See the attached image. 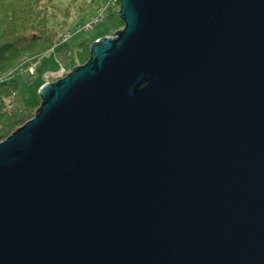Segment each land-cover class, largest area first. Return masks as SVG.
<instances>
[{
    "label": "water",
    "instance_id": "95a60500",
    "mask_svg": "<svg viewBox=\"0 0 264 264\" xmlns=\"http://www.w3.org/2000/svg\"><path fill=\"white\" fill-rule=\"evenodd\" d=\"M117 17L0 141V264H264V0Z\"/></svg>",
    "mask_w": 264,
    "mask_h": 264
},
{
    "label": "trees",
    "instance_id": "16d2710c",
    "mask_svg": "<svg viewBox=\"0 0 264 264\" xmlns=\"http://www.w3.org/2000/svg\"><path fill=\"white\" fill-rule=\"evenodd\" d=\"M60 2L61 0H0V141L31 119L40 105L38 96L29 103L27 109L14 110L10 107L18 90L19 73L33 64L37 67L40 58L51 51L66 33L57 21L62 9L58 5ZM115 8L118 11L119 4ZM118 24L123 27L121 21ZM89 53L90 46L80 44L74 56L68 57L65 62L67 68H64L69 71L84 64ZM42 85L39 84V88ZM12 95L13 99L8 104L7 100Z\"/></svg>",
    "mask_w": 264,
    "mask_h": 264
},
{
    "label": "rangeland",
    "instance_id": "374dc122",
    "mask_svg": "<svg viewBox=\"0 0 264 264\" xmlns=\"http://www.w3.org/2000/svg\"><path fill=\"white\" fill-rule=\"evenodd\" d=\"M107 2L108 0H61L58 5L62 9L57 21L63 26V32H69L70 37L68 41L57 43L40 58L34 76L30 77L26 71L19 73L18 90L10 105L12 109H27L29 103L39 96V84L55 83L58 79L53 75L61 66L67 68L65 62L69 56H74L80 44L91 46L99 39L113 37V34L123 28L118 24L120 20L115 7L103 11ZM96 21L90 29L83 28Z\"/></svg>",
    "mask_w": 264,
    "mask_h": 264
},
{
    "label": "built area",
    "instance_id": "2783aa9c",
    "mask_svg": "<svg viewBox=\"0 0 264 264\" xmlns=\"http://www.w3.org/2000/svg\"><path fill=\"white\" fill-rule=\"evenodd\" d=\"M118 2H119V0H108L103 11L106 12L107 10L111 9V7H116L118 5ZM96 23H97V21L95 23H90L89 25H87L86 27H83V28L90 29L93 26V24H96ZM69 37H70L69 32L65 33L62 36V38L60 39V42L61 41L62 42L68 41ZM35 68H36V65L33 64L27 68L26 72L30 76H32L35 73ZM67 73H68V71L64 67L61 66L60 69L58 70V72L53 75V77H55L56 79H61V78L65 77L67 75ZM12 98H13V95L7 100L8 104H10V101Z\"/></svg>",
    "mask_w": 264,
    "mask_h": 264
},
{
    "label": "clouds",
    "instance_id": "9594fccd",
    "mask_svg": "<svg viewBox=\"0 0 264 264\" xmlns=\"http://www.w3.org/2000/svg\"><path fill=\"white\" fill-rule=\"evenodd\" d=\"M118 4H119V2H118ZM118 9H119V8H118ZM117 12H118V11H117ZM70 71H71V70H70ZM70 71H68V73H69ZM68 73H67V74H68ZM58 80H59V79H58ZM58 80H57V81H58Z\"/></svg>",
    "mask_w": 264,
    "mask_h": 264
}]
</instances>
